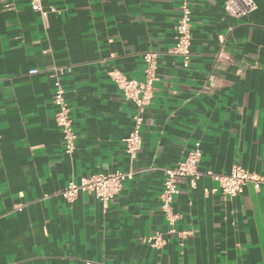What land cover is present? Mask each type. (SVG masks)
Here are the masks:
<instances>
[{
  "label": "crops",
  "instance_id": "0c3cea01",
  "mask_svg": "<svg viewBox=\"0 0 264 264\" xmlns=\"http://www.w3.org/2000/svg\"><path fill=\"white\" fill-rule=\"evenodd\" d=\"M182 1L44 0L59 11L45 18L31 0L0 2V264H264V187L229 198L204 193L217 186L208 176L195 189L181 180L173 208L189 235L179 244L166 234L163 170L195 143L199 172L241 166L264 178V0L244 19L225 14L226 0H187L186 68L167 54ZM145 52L157 53V81L131 161L123 141L134 106L110 75L142 81ZM55 78L77 136L71 156L54 121ZM116 171L135 175L107 204L59 195ZM156 232L161 249L145 242Z\"/></svg>",
  "mask_w": 264,
  "mask_h": 264
},
{
  "label": "built area",
  "instance_id": "2783aa9c",
  "mask_svg": "<svg viewBox=\"0 0 264 264\" xmlns=\"http://www.w3.org/2000/svg\"><path fill=\"white\" fill-rule=\"evenodd\" d=\"M7 0H0L5 2ZM44 0H31L30 8L41 18H45L49 13H58L53 7H44ZM256 9L253 0H226L223 4V11L228 16L235 19H244ZM180 16L175 25V44L167 51V54L179 57L184 68L188 67L190 59V23L191 11L187 0L180 3ZM144 62L142 81L129 79L119 71H114L111 81L118 90L121 91L125 100L130 101L134 106V113L131 117L132 127L124 139V149L129 160L137 157L141 148V129L146 109L151 104L153 97V86L157 81V53L145 52L142 56ZM227 56L220 50L216 55L217 62H225ZM36 71L31 70L29 74ZM52 104L55 107L54 121L62 135V149L64 154L71 156L75 150L76 134L72 130V119L70 110L65 100L64 89L59 78H55L52 83ZM201 158L199 143H195L193 149L188 152L183 161L172 168L163 170L162 190L160 194V211L167 226V236L176 239L179 244H183L189 235L186 231L176 228V223L180 218L178 212L173 208L175 197L179 194L178 184L181 180H186L191 189H195L202 176H208L217 183L216 188L204 190L205 194L220 192L223 196L234 198L241 194L243 188L251 184L254 190L259 191L264 187V178L256 176L241 166H233L228 175H215L212 172L205 174L198 171V164ZM135 173L133 171H116L109 174H95L81 178L78 182L69 181L60 192L61 198L67 203H73L80 194L88 193L101 204H107L113 200L122 190L125 182L131 180ZM15 211L21 212L23 206H16ZM146 244L154 249H161L167 242L162 234L156 232L145 240ZM86 264H92L87 262Z\"/></svg>",
  "mask_w": 264,
  "mask_h": 264
}]
</instances>
